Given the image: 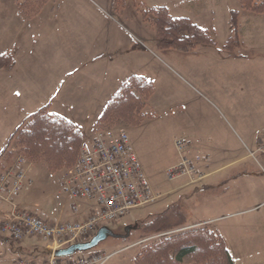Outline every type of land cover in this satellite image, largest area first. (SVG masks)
Here are the masks:
<instances>
[{"label":"rangeland","instance_id":"rangeland-1","mask_svg":"<svg viewBox=\"0 0 264 264\" xmlns=\"http://www.w3.org/2000/svg\"><path fill=\"white\" fill-rule=\"evenodd\" d=\"M30 1L33 0H0V38H4L5 43L9 36L11 39L18 33L20 25L15 20L20 17L19 10ZM110 1L48 0L47 3L50 6L59 5L58 11L65 14L71 3L75 2L71 9L72 22L76 17L84 16V13L101 20L105 18L114 24L115 19L122 20L121 32L130 33L131 39L139 45L140 53L133 54L139 58V65L134 61L135 57H132L134 59L130 61V67L135 72L139 70L155 85V91L144 108L146 117L139 125L119 121L116 125L104 126L97 119L90 135L83 136V141L94 138L93 134L101 129H125L150 185L156 187L151 185L153 192L160 196L154 203L132 210L119 222L103 226L112 235L90 250L77 251L74 256L85 258L94 252L116 251L117 255L106 264H135L134 259L143 245L166 234H144L142 226L146 221L164 211L167 204L175 202L179 197L187 205L190 203L189 208L192 210L195 192L186 199L184 188L178 189L182 179L170 178L168 171L189 159L195 165L196 173L192 177H182L196 180L192 183L196 190L203 183L206 176L200 167L203 157L195 158L189 149L188 137L185 136L190 133L189 130H193L203 145L211 146L219 140L226 144V150L228 147L233 148L231 152L220 153L219 157L216 153V160L224 158L227 163L231 159L248 155L239 166L226 170L230 176H251L240 181L245 196L231 190L234 187L238 189L240 183L230 182L226 186L230 188L226 196L217 201L221 208L217 210L216 217L219 219L216 220L219 221L216 224L228 226L223 234L235 264H264V14L244 9L240 0H145L143 8L165 6L173 16L189 17L210 33L214 45H198L193 55L185 56L175 50L166 53L157 48L153 17L150 15L145 20L142 18L139 0H115L114 8ZM233 9L239 11L240 43L233 51H227L223 45L232 36L230 12ZM12 59L14 61L13 55ZM255 130L262 133L257 140L258 150L249 139ZM15 144L13 140L10 145L15 156L8 164L3 157L0 171L10 168L20 156L26 159L25 179L28 186L21 190L16 203L22 210L38 214L48 224L73 218L75 214L68 210L64 185L74 165L69 169L53 171L44 162L31 161L18 151ZM224 188L223 184L218 185L215 196L210 193L204 197L218 200ZM256 193L260 195L259 201L253 197ZM10 209L11 205L0 199V260L8 256L5 243L7 251H13L18 256L40 262L41 259L47 260L51 256L48 247L51 243L35 237L14 240L3 232L2 226L8 220ZM189 214L192 219V212L189 211ZM196 223L199 226L198 222L191 220L187 228L196 226ZM21 243H31L38 250L16 245ZM184 264H193V260L186 258Z\"/></svg>","mask_w":264,"mask_h":264},{"label":"crops","instance_id":"crops-1","mask_svg":"<svg viewBox=\"0 0 264 264\" xmlns=\"http://www.w3.org/2000/svg\"><path fill=\"white\" fill-rule=\"evenodd\" d=\"M114 2L115 0L110 1L112 8L115 6ZM73 3L65 14L58 11L59 5L50 6L47 3L32 19L24 20L17 16L18 20L15 21L20 25L18 33L11 39L9 36L6 43L4 38H0V54L12 53L14 57V64L0 67V153L18 124L48 103L53 114L71 120L84 137L89 136L103 109L121 86L130 76L142 75L139 70L135 72L130 67V61L134 59L132 57H135L134 61L139 65L137 55L141 49L131 39L130 33L124 35L121 32L123 21L113 18L116 21L114 24L105 18L101 20L84 13V16L76 17L72 22L70 17L73 14L71 9L75 6V2ZM138 5L142 7L137 8L139 11L147 9L143 8L146 5L145 0H139ZM189 131L187 135L184 134L188 137L189 149L195 158L203 157L200 167L206 176L197 190L189 178L179 177L182 181L179 182L178 189L184 188L186 199L194 192L196 194L192 210L190 203L187 205L182 197L167 205L169 207L180 203L187 214L188 223L191 220L199 225L204 222L203 224H209L211 229L224 236L228 226L216 224L219 221L216 220L219 219L216 217L217 210L221 208L217 201L226 196L230 190L226 186L230 182L238 185L240 183L238 189L234 187L231 190L245 196L240 181L251 177L241 174L230 176L226 170L239 166L248 155L231 159L227 163L224 158L216 160V153L219 157L220 153L231 152L233 148L228 147L226 150V144L219 140L211 146L203 145L199 135L193 130ZM260 134V130H255L249 136L256 150ZM225 167L228 168L222 170ZM221 184L225 188L222 190L223 194L218 195V200L210 196L204 197L210 193L215 196L217 186ZM259 196L256 193L253 197L259 201ZM190 202H193L192 198ZM189 211L192 212V219ZM4 245L8 250L6 243ZM16 245L38 250L31 243ZM7 250L8 256L0 260V264H16L20 257H25Z\"/></svg>","mask_w":264,"mask_h":264},{"label":"trees","instance_id":"trees-1","mask_svg":"<svg viewBox=\"0 0 264 264\" xmlns=\"http://www.w3.org/2000/svg\"><path fill=\"white\" fill-rule=\"evenodd\" d=\"M34 1V2H33ZM19 10L22 19L36 16L48 0H33ZM242 7L256 14H264V0H240ZM153 17L156 29L157 48L168 53L175 50L185 56L193 55L198 45H214L210 33L189 17L173 16L165 6L142 10L145 20ZM239 11L230 12L232 36L223 48L233 51L239 45ZM12 55L0 54V67L12 65ZM155 91L154 82L146 76L134 74L121 86L107 103L98 118L101 125H116L123 121L128 125H139L146 114V102ZM15 140L18 151L31 161L44 162L53 171L71 168L79 154L83 134L71 120L50 111V103L28 115L17 126L0 153L6 164L15 156L10 149ZM4 168V167H3ZM188 217L180 203H174L157 213L142 226L146 235L166 233L142 246L135 257V264H184L186 258L193 264H235L224 236L207 224L188 227ZM187 225V226H186ZM186 226V228H185ZM179 232L171 234L172 230ZM169 231V232H168ZM175 232V231H174Z\"/></svg>","mask_w":264,"mask_h":264},{"label":"built area","instance_id":"built-area-1","mask_svg":"<svg viewBox=\"0 0 264 264\" xmlns=\"http://www.w3.org/2000/svg\"><path fill=\"white\" fill-rule=\"evenodd\" d=\"M25 162L20 156L10 168L0 171V199L11 205L3 232L14 240L35 237L49 242L51 256L41 262L22 257L16 264H106L118 252H94L77 258L74 254L56 257L55 251L92 238L101 227L119 222L132 210L150 205L160 196L153 192L125 129H101L94 138L83 141L64 185L68 210L75 216L62 222L48 224L16 203L21 190L28 186ZM168 173L170 178L192 177L196 167L189 159L183 160Z\"/></svg>","mask_w":264,"mask_h":264},{"label":"water","instance_id":"water-1","mask_svg":"<svg viewBox=\"0 0 264 264\" xmlns=\"http://www.w3.org/2000/svg\"><path fill=\"white\" fill-rule=\"evenodd\" d=\"M112 235V232L107 227H101L90 241L81 242L71 245L67 248L59 249L55 252L56 257H65L75 254L77 251H87L96 247L102 240Z\"/></svg>","mask_w":264,"mask_h":264}]
</instances>
